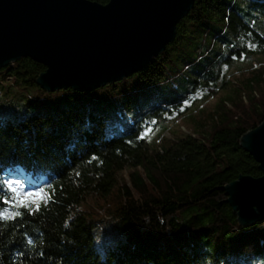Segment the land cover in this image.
<instances>
[{"label":"trees","instance_id":"obj_1","mask_svg":"<svg viewBox=\"0 0 264 264\" xmlns=\"http://www.w3.org/2000/svg\"><path fill=\"white\" fill-rule=\"evenodd\" d=\"M45 70L0 69V196L13 171L52 194L0 219V264H264V220L241 225L223 190L262 176L241 138L264 121V0H196L163 53L92 91H47Z\"/></svg>","mask_w":264,"mask_h":264},{"label":"water","instance_id":"obj_2","mask_svg":"<svg viewBox=\"0 0 264 264\" xmlns=\"http://www.w3.org/2000/svg\"><path fill=\"white\" fill-rule=\"evenodd\" d=\"M196 0H0V69L22 58L45 66L47 91H92L141 71L163 53ZM262 176L225 185L241 225L264 220V121L241 138Z\"/></svg>","mask_w":264,"mask_h":264},{"label":"snow or ice","instance_id":"obj_3","mask_svg":"<svg viewBox=\"0 0 264 264\" xmlns=\"http://www.w3.org/2000/svg\"><path fill=\"white\" fill-rule=\"evenodd\" d=\"M235 59V57H233ZM183 111V109H181ZM149 133H145L148 135ZM3 185L7 188L8 192L11 194L10 197L0 196V201L6 208L0 209V219L5 217L15 219L21 216L20 209H35V212H39L41 209L42 202H50L52 199V194L48 193L45 195V189H40L33 192H23L22 188L24 185L17 180H4ZM33 212L32 214H35Z\"/></svg>","mask_w":264,"mask_h":264},{"label":"rangeland","instance_id":"obj_4","mask_svg":"<svg viewBox=\"0 0 264 264\" xmlns=\"http://www.w3.org/2000/svg\"><path fill=\"white\" fill-rule=\"evenodd\" d=\"M228 68V74L229 77L231 76V78L234 79L237 78L236 74H237V69L235 66H229L226 67ZM226 68L225 71H226ZM226 73V72H225ZM238 75V74H237ZM245 77H247V74L244 75ZM228 90H226V92L231 91V88H227ZM225 91H221L219 94H217L216 96H210L209 98L206 99H198L197 101H194L192 104H190V112L191 114H197V108H202L203 110H209L211 111V109H214V105L217 103V101L219 100L220 97H224L226 96V93H224ZM230 98H236V92H232V94L229 96ZM197 118H199L198 115H196ZM171 126L169 127L170 132L173 133V131L177 130L179 133H185L184 131L188 132L187 130L191 131L193 129L196 128V124H198V120H195L192 115L190 116L189 113L185 116L180 117L179 119H177L176 122H172L170 123ZM183 126L186 127V129H183ZM174 131V132H175ZM169 133V132H165L164 136L168 137V138H172L173 135ZM153 135H155V133H153ZM156 136V135H155ZM123 175L126 177L127 179V170L123 172ZM25 180L30 179V177H26L24 178ZM23 191V188H22ZM24 192V191H23Z\"/></svg>","mask_w":264,"mask_h":264}]
</instances>
